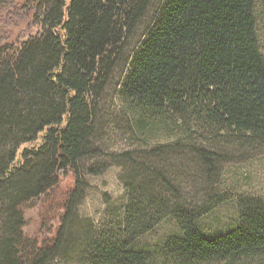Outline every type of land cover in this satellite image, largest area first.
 <instances>
[{
  "label": "trees",
  "instance_id": "1",
  "mask_svg": "<svg viewBox=\"0 0 264 264\" xmlns=\"http://www.w3.org/2000/svg\"><path fill=\"white\" fill-rule=\"evenodd\" d=\"M153 1L24 0L40 32L0 45V264H50L68 249L81 200L79 163L95 154L100 98ZM254 3L160 0L119 91L138 135L208 132L264 145ZM164 151L173 143L153 153ZM140 172L147 180L131 190L122 231L88 244L85 264H264L262 201L237 198L238 226L209 237L196 223L210 208L169 209L149 192L154 174ZM33 203L43 209L29 234ZM167 216L180 234L155 253L138 250L136 241Z\"/></svg>",
  "mask_w": 264,
  "mask_h": 264
},
{
  "label": "rangeland",
  "instance_id": "2",
  "mask_svg": "<svg viewBox=\"0 0 264 264\" xmlns=\"http://www.w3.org/2000/svg\"><path fill=\"white\" fill-rule=\"evenodd\" d=\"M159 4L160 0H154L137 25L124 58L100 98L90 142L95 154L79 163L81 200L68 230L69 247L50 264H85L88 244L122 231L126 207L134 194L131 190L147 180L140 170L149 169L154 174L149 179V192L165 198L169 209L173 205L200 213L210 208L196 223L205 236L225 234L238 226L237 198L252 197L264 203L263 144L221 139L208 132L177 134L172 139L159 131L148 136L135 132L119 91L132 52L150 28ZM23 5L24 0H0V45L22 42L40 32ZM254 16L258 48L264 60V0H255ZM172 143L173 151L153 153L159 145ZM69 184L66 179L59 195ZM42 209L40 203L27 209V233L36 232ZM1 222L0 206V228ZM179 234L174 220L167 216L141 236L135 246L155 253L162 241Z\"/></svg>",
  "mask_w": 264,
  "mask_h": 264
}]
</instances>
